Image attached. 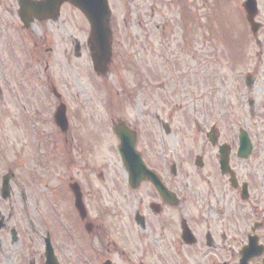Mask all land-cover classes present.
Instances as JSON below:
<instances>
[{"label":"flooded vegetation","instance_id":"1","mask_svg":"<svg viewBox=\"0 0 264 264\" xmlns=\"http://www.w3.org/2000/svg\"><path fill=\"white\" fill-rule=\"evenodd\" d=\"M244 1L178 0L177 44L153 13L136 16L139 29L113 16L112 59L97 74L77 7L61 0L58 13L36 16L0 0V96L23 118L8 127L28 134L12 152L40 157L26 170L0 149L4 264H46L47 236L58 264H264V0L256 32ZM60 54L79 80L62 78L61 89L48 73L43 91L42 63L47 72ZM90 78L113 108L89 109L80 89ZM53 136L73 153L69 175L51 164ZM105 148L108 159L96 158ZM32 192L40 201L29 207Z\"/></svg>","mask_w":264,"mask_h":264},{"label":"rangeland","instance_id":"2","mask_svg":"<svg viewBox=\"0 0 264 264\" xmlns=\"http://www.w3.org/2000/svg\"><path fill=\"white\" fill-rule=\"evenodd\" d=\"M229 4H231V2H229ZM111 6L113 7V15L116 19H119L121 21L122 24V28H125V26H123V19L126 18V27L129 29H134V28H138L139 26L137 25V21H136V16H139L140 18L143 19V22H147V20L150 18L149 15H151L152 13L154 14V26L153 28H155L156 24H159L160 29L162 28L165 33V35L167 36L168 39H170L171 43H175L177 44V39H178V34H180V30H181V23H180V8L178 7V0H114L113 3H111ZM232 5H227L225 4V9H226V14L228 15L229 8H232ZM147 12V13H146ZM149 14V15H148ZM144 26V24H143ZM147 27V24H146ZM139 29V28H138ZM0 38L2 39L1 35ZM250 61L252 64H255V62L257 60H259L257 58V55H255V52L257 51V48L255 46V44H250ZM155 46L157 47L156 43ZM4 52H0V61L2 60V56H3ZM173 53V52H170ZM264 57V55H263ZM61 54L60 55H56V60L53 61L51 60V57L49 56V60L52 61L50 62V67L48 69L47 72H45L44 70V62L42 63L41 66V80L43 82L42 85V89L44 91V87L47 81H46V76H48V73L51 75L52 78H54L53 80L58 83L59 87L61 88V85L59 82H61V79L66 78V80H74L77 81L79 80L78 76L76 75V73L74 72V68H69V66L67 65V63H61ZM264 59V58H263ZM63 62H65L62 59ZM251 64V65H252ZM0 71H1V62H0ZM79 71V70H78ZM1 75V74H0ZM59 80V81H58ZM85 80V79H84ZM62 89V88H61ZM80 92H85V99H86V104L89 105V109H107L109 108H113L112 103L113 102H109L107 100H104V96L100 95L101 92L99 90H97V88L92 84L91 78L89 81V85L88 87L86 86L85 90L83 91V89H80ZM7 102L9 103V105H7ZM7 106L8 110H7ZM75 107V105H74ZM21 110V108H20ZM16 109L14 108V104L12 102V100L9 101H5L2 99V96H0V149L3 148V151L7 152V154L5 155L6 158L9 159H14L15 156L18 157V159L22 157V159L20 161L16 160V163H24L25 160V164L28 163L25 166V169H33L34 165L33 162H31L32 164H29L30 161L32 160H28L29 159H37L38 162H40V157L38 156L39 154H35L31 149H29L28 147H19L18 145H15L17 148V150L23 154L25 153V155H19V154H14L12 152V144L11 142L13 141H21L26 138V140L28 139V134L24 133V132H18V133H13V129L9 128L8 126L17 123V125H23V118L22 116H19V114L16 113ZM22 112V111H21ZM14 121V122H13ZM17 121V122H16ZM45 124V123H43ZM48 124V123H46ZM44 128V125L41 126ZM52 130V129H51ZM9 133V137L6 136V134ZM42 134V132H41ZM53 134V133H52ZM55 143L53 144V147L50 148V152L49 155L51 153L50 156H52V158L56 157L58 158V160L54 163L53 162L51 164L54 165V167H57V170H61V168L59 167H63L65 174L69 175V171H68V166H71L72 161L71 159H69V156H72L73 153L69 152V150L64 147H61V145L58 144V141H61L60 136L56 137L53 136ZM59 142V143H61ZM42 146H39V144H37V148L41 149L44 156L46 155V145L44 144V141H42L41 143ZM69 152V153H68ZM103 152V150H102ZM109 151L108 148L104 149L103 155L97 154L96 153V158H102L103 156H105V158L108 159V155H109ZM43 156V160H45ZM75 156V153H74ZM106 161V159H105ZM60 164V165H59ZM80 164H82L80 158L75 159L73 158V174L75 175L76 172L79 169ZM44 170L45 173L49 172L50 167H49V163L48 165H46V167H42V171ZM36 172V171H35ZM40 201V199H38ZM37 200V195L36 193L34 194V192L31 193V196H29V199L27 200V206L32 207L35 203H38ZM45 210V209H44ZM44 213V212H43ZM0 264H4V260L2 259V257L0 256Z\"/></svg>","mask_w":264,"mask_h":264},{"label":"water","instance_id":"3","mask_svg":"<svg viewBox=\"0 0 264 264\" xmlns=\"http://www.w3.org/2000/svg\"><path fill=\"white\" fill-rule=\"evenodd\" d=\"M75 5L80 7L82 11L88 17L91 23V41L94 50L93 62L95 69L98 71L103 70L106 67L107 62L111 56V30L108 26L110 8L108 0H70ZM254 0H249V13L253 15L255 11ZM48 1L44 3H35L32 5V10L36 11V8H42V13L56 11L59 5L54 8H48ZM58 123L63 125L65 122L64 110L60 108L57 113Z\"/></svg>","mask_w":264,"mask_h":264}]
</instances>
